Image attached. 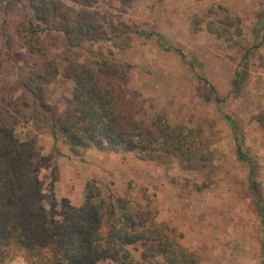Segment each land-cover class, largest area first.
<instances>
[{
  "label": "trees",
  "instance_id": "obj_1",
  "mask_svg": "<svg viewBox=\"0 0 264 264\" xmlns=\"http://www.w3.org/2000/svg\"><path fill=\"white\" fill-rule=\"evenodd\" d=\"M24 1L29 14L15 21L19 47L25 52L22 69L7 51L0 56V264H8L14 253L26 264H199V255L183 245V234L157 221V210L145 195L138 198L126 190L105 196L94 178L84 183L79 207L64 208L62 222L55 219L58 168L52 167L44 190L38 177L42 146L37 135H50L57 153L56 143L61 142L76 157L94 148L163 165L176 160L182 169L195 171L212 165L215 131L208 123L174 125L162 112L147 117L140 99L119 80L123 68L114 50L103 47L109 42L119 51L129 48L135 30L107 21L96 8L98 0ZM132 2L119 0L124 12ZM218 9L221 17L208 21L207 31L236 43L234 36L242 34L240 18L222 5L208 13ZM202 21L195 16L196 31ZM255 27H264V15ZM46 30L60 34L65 76L72 82L70 105L61 111L50 102L59 65L41 36ZM5 45H10L7 36ZM260 62L264 67V57ZM245 77L236 70L234 90ZM222 100L215 96L216 102ZM224 118L233 132L237 159L247 168V191L262 229L264 264V205L256 158L244 151L236 122ZM253 118L264 128V109Z\"/></svg>",
  "mask_w": 264,
  "mask_h": 264
},
{
  "label": "rangeland",
  "instance_id": "obj_2",
  "mask_svg": "<svg viewBox=\"0 0 264 264\" xmlns=\"http://www.w3.org/2000/svg\"><path fill=\"white\" fill-rule=\"evenodd\" d=\"M218 5L240 18L242 34L234 36L236 43L229 44L207 31L208 21L221 17L219 9L208 13ZM96 8L107 21L135 30L131 46L123 51L109 42L103 44L114 50L115 60L122 65V85L140 99L147 117L162 112L174 125L210 124L215 131L210 146L213 161L208 168L186 171L176 160L163 165L131 153L94 148L76 157L61 142L56 143L55 152L50 135H37L42 146L38 177L44 190L52 167L58 168L55 219L62 222L64 208L79 207L84 183L94 178L105 196L126 190L138 198L145 195L157 210V221L168 222L183 234V245L199 255V264H260L259 216L247 191V168L237 159L233 132L224 115L236 122L244 151L256 158L264 205V128L253 118L264 109V67L260 62L264 27H255L264 15V0H133L125 12L119 0H98ZM21 14H29L24 0H0V56L7 51L19 70L25 52L19 47L15 21ZM195 16L203 17L198 31ZM41 36L59 65V75L50 85V102L61 111L70 105L72 89L65 76L62 41L55 31L46 30ZM236 70L246 76L238 91L232 84ZM216 95L223 100L216 102ZM7 263L26 264L18 253Z\"/></svg>",
  "mask_w": 264,
  "mask_h": 264
}]
</instances>
